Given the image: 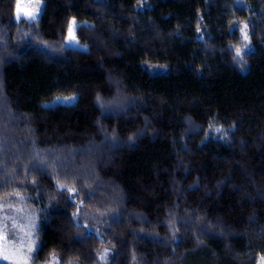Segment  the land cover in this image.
<instances>
[{
  "label": "trees",
  "instance_id": "16d2710c",
  "mask_svg": "<svg viewBox=\"0 0 264 264\" xmlns=\"http://www.w3.org/2000/svg\"><path fill=\"white\" fill-rule=\"evenodd\" d=\"M15 2L0 202L35 213L29 264H264V0Z\"/></svg>",
  "mask_w": 264,
  "mask_h": 264
},
{
  "label": "rangeland",
  "instance_id": "374dc122",
  "mask_svg": "<svg viewBox=\"0 0 264 264\" xmlns=\"http://www.w3.org/2000/svg\"><path fill=\"white\" fill-rule=\"evenodd\" d=\"M20 3L22 9H24L25 11L31 10V7L34 6V0H20ZM16 6L17 0L15 2L14 9L15 17L17 10ZM41 7L42 0L40 10ZM21 17L24 16L21 15ZM68 38L69 33L67 31V43ZM71 45L79 44H77V41L75 39V41H73ZM67 97H75L76 99V95L74 94ZM64 98L65 97H55L49 103L70 104L75 101V99L65 100ZM95 153L97 152L87 153V156L89 154L94 155ZM36 226L37 223L35 213L30 208H24L21 201L11 199L10 201L0 202V253L9 257H13L12 259L7 260L0 258V263L25 264V261H27V264H29L33 260V255L36 247ZM29 246L32 247V252L28 251Z\"/></svg>",
  "mask_w": 264,
  "mask_h": 264
},
{
  "label": "snow or ice",
  "instance_id": "6c2138e0",
  "mask_svg": "<svg viewBox=\"0 0 264 264\" xmlns=\"http://www.w3.org/2000/svg\"><path fill=\"white\" fill-rule=\"evenodd\" d=\"M40 5H41V0H34V6L31 7V10L25 11L21 7L20 0H17L16 19L19 20L21 18V15H23L25 19L35 20L38 16L39 12H40ZM75 26H76V22L73 19L72 21L69 22V25H68V33H69L68 44L69 45H71V43L73 41H75V36L73 34V30H74ZM246 29H247V25H245L244 28L241 29V32L243 34V38L245 40L248 39ZM239 55H240V49H237V56H239ZM64 99L65 100H73V99H75V97H65ZM99 100H100V98L97 97L98 102H99ZM28 251L29 252L33 251L31 246H29ZM0 258L7 260V259H12L13 257H9L7 255H3L2 253H0ZM262 259H264V258H262ZM25 264H27V261H25Z\"/></svg>",
  "mask_w": 264,
  "mask_h": 264
}]
</instances>
